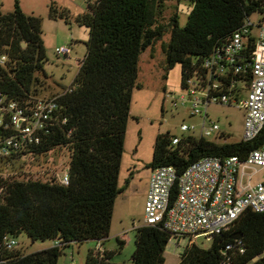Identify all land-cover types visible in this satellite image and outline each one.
Wrapping results in <instances>:
<instances>
[{
	"label": "trees",
	"instance_id": "1",
	"mask_svg": "<svg viewBox=\"0 0 264 264\" xmlns=\"http://www.w3.org/2000/svg\"><path fill=\"white\" fill-rule=\"evenodd\" d=\"M168 1L95 0L75 18L89 31L86 55L69 89L62 86L66 91L58 93L53 126L42 133L39 144L0 159V167H9L27 156L69 150L68 183L61 184L56 176L43 180L0 175V264H58L62 249L73 243L104 245L115 199L123 191L118 177L132 94L139 89L141 54L168 33L169 41L163 45L167 68L180 65L182 83L247 17L264 14V0H187L184 26L179 14L167 25L158 24ZM50 10L56 14L53 7ZM59 18L69 23L65 14ZM41 26V18L26 15L18 1L13 12L0 11V94L27 108L43 99L50 79L44 70L47 57ZM254 47L251 40L248 51ZM9 133L0 128V137ZM173 137L168 132L156 137L150 169L173 166L180 175L203 158L245 159L264 144V129L251 142L217 143L182 136L173 145ZM22 234L33 242L55 244L31 254L5 246V237L16 239ZM170 237L161 226L138 227L132 260L120 264H164ZM117 242L122 249L125 242ZM106 251L100 256L90 250L85 264H119ZM179 259L178 264H264V213L246 211L228 231L214 236L209 248L192 245Z\"/></svg>",
	"mask_w": 264,
	"mask_h": 264
},
{
	"label": "built area",
	"instance_id": "2",
	"mask_svg": "<svg viewBox=\"0 0 264 264\" xmlns=\"http://www.w3.org/2000/svg\"><path fill=\"white\" fill-rule=\"evenodd\" d=\"M261 23L254 25L247 17L204 60L202 68L193 71L180 84V93L164 92V101L168 100L174 110H182L189 119L198 118L196 123L182 122L181 135H174L173 145L182 136L208 140L230 137L221 131L217 120L211 119V106L244 111L241 136L232 142H251L263 131L264 26ZM251 40L255 47L249 52ZM56 52L68 54L64 48H57ZM58 96L39 99L34 107L27 108L0 94V128L10 132L0 137V159L41 142L42 133L53 126ZM56 178L61 184H67V171ZM248 210L264 213V144L249 152L245 159L239 156L203 158L180 175L173 166L151 169L143 224L161 226L170 234L169 242L176 241V247L186 240L185 250L198 237L213 240L214 236L228 231ZM4 244L10 250L18 245L16 239L7 237ZM104 252L102 243L97 242L94 253L103 256Z\"/></svg>",
	"mask_w": 264,
	"mask_h": 264
},
{
	"label": "rangeland",
	"instance_id": "3",
	"mask_svg": "<svg viewBox=\"0 0 264 264\" xmlns=\"http://www.w3.org/2000/svg\"><path fill=\"white\" fill-rule=\"evenodd\" d=\"M16 1L26 15L37 16L42 20L41 39L47 57L44 70L50 78L48 89L43 92L42 97L65 91L64 87L67 89L72 84L86 55L85 44L89 31L77 25L75 18L87 11V0H0V11L13 12ZM180 1L182 0H169L166 3V9L158 15V24L167 25L174 14H179L181 26L186 24V8ZM51 7L56 14L51 13ZM51 14L58 18H51ZM62 14L68 17L70 24L59 18ZM250 20L254 25L262 21L264 26V14L254 13ZM169 38L170 35L166 33L139 58V89H135L132 94L118 177V186L123 188V191L115 199L109 237L103 245L107 251L113 253V263L131 262L136 229L144 226L146 190L151 174L149 164L152 161L156 137L167 132L180 136L179 127L183 121L189 124L198 122V118L189 119L182 110L176 111L168 100L164 101V92H181V66L176 65L168 70L163 52V45L168 43ZM57 48L66 49L68 54L59 55ZM209 113L211 119L219 122L221 131L230 135L225 140L211 138V141L229 143L240 138L244 118L242 109L211 106ZM68 152L69 150L58 149L43 156H27L9 167H0V175L18 178L32 175L43 180L62 176L67 167ZM117 239L125 242L122 249L119 248ZM16 241L18 245L14 250L25 254L35 253L55 244L52 241L33 242L25 234L18 236ZM175 243L176 241L172 240L167 245L164 264H177L187 241L182 240L180 247H176ZM211 244V238L201 236L192 245L207 249ZM95 247V241L73 243L62 249L58 264H85L88 252Z\"/></svg>",
	"mask_w": 264,
	"mask_h": 264
},
{
	"label": "crops",
	"instance_id": "4",
	"mask_svg": "<svg viewBox=\"0 0 264 264\" xmlns=\"http://www.w3.org/2000/svg\"><path fill=\"white\" fill-rule=\"evenodd\" d=\"M95 0H87V6H89V3H93ZM180 3L182 4V5H184V8H186V15H187V8H188V2H187V0H182V1H180ZM88 8V7H87ZM88 10V9H87ZM87 12V11H86ZM78 72V71H77ZM63 86V85H62ZM148 185H149V180H148ZM147 191H148V186H147V190H146V194H147ZM49 248V247H48ZM45 249H47V248H45ZM180 260V259H179ZM179 260H178V263H179ZM177 263V264H178Z\"/></svg>",
	"mask_w": 264,
	"mask_h": 264
},
{
	"label": "water",
	"instance_id": "5",
	"mask_svg": "<svg viewBox=\"0 0 264 264\" xmlns=\"http://www.w3.org/2000/svg\"><path fill=\"white\" fill-rule=\"evenodd\" d=\"M24 46V45H23ZM240 236H236V237H234L235 239H237V238H239Z\"/></svg>",
	"mask_w": 264,
	"mask_h": 264
}]
</instances>
